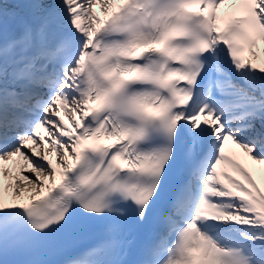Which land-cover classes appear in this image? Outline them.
Wrapping results in <instances>:
<instances>
[{
	"label": "snow or ice",
	"instance_id": "6c2138e0",
	"mask_svg": "<svg viewBox=\"0 0 264 264\" xmlns=\"http://www.w3.org/2000/svg\"><path fill=\"white\" fill-rule=\"evenodd\" d=\"M0 264H264V0H0Z\"/></svg>",
	"mask_w": 264,
	"mask_h": 264
}]
</instances>
